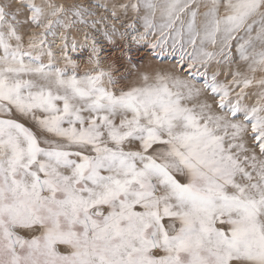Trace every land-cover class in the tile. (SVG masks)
<instances>
[{"label": "snow or ice", "instance_id": "obj_1", "mask_svg": "<svg viewBox=\"0 0 264 264\" xmlns=\"http://www.w3.org/2000/svg\"><path fill=\"white\" fill-rule=\"evenodd\" d=\"M0 264H264V0H0Z\"/></svg>", "mask_w": 264, "mask_h": 264}, {"label": "rangeland", "instance_id": "obj_2", "mask_svg": "<svg viewBox=\"0 0 264 264\" xmlns=\"http://www.w3.org/2000/svg\"><path fill=\"white\" fill-rule=\"evenodd\" d=\"M95 0L91 1V4L94 3ZM104 3H121L123 0H102ZM97 17L103 16L106 13L104 9L97 8ZM122 14V13H121ZM110 15V14H109ZM96 17H93V19ZM152 39L151 37L149 38ZM117 44V41H116ZM119 45V44H117ZM110 46V45H109ZM112 50L109 51L111 53L115 52L118 57H121V63H127L128 57H131V63H136L138 65H149L152 68H162L167 69L170 68L171 65L175 64L178 60V56L171 54L170 51H166L162 56H157L153 54V49L148 40L141 41L139 43H133L130 48L126 50H119L115 46H111ZM74 58L80 59L75 53H72ZM57 56L59 58V51L57 49ZM46 59V58H45Z\"/></svg>", "mask_w": 264, "mask_h": 264}, {"label": "bare ground", "instance_id": "obj_3", "mask_svg": "<svg viewBox=\"0 0 264 264\" xmlns=\"http://www.w3.org/2000/svg\"><path fill=\"white\" fill-rule=\"evenodd\" d=\"M91 1H92V0H77V2H79V3H83V4H86V5L91 4ZM93 1H94V0H93ZM101 1H102V0H101ZM115 3H116V2H115ZM101 39H103V38H101ZM57 43H58V42H57ZM121 43H122L121 41L117 40V44H121ZM111 46H112V45L109 46V44H108L107 42H104V43H103V47L105 48L106 53H111V52H109V51L112 50Z\"/></svg>", "mask_w": 264, "mask_h": 264}]
</instances>
